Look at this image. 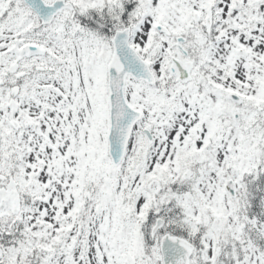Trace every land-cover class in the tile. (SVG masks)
<instances>
[{
    "label": "snow or ice",
    "instance_id": "snow-or-ice-1",
    "mask_svg": "<svg viewBox=\"0 0 264 264\" xmlns=\"http://www.w3.org/2000/svg\"><path fill=\"white\" fill-rule=\"evenodd\" d=\"M0 264H264V0H0Z\"/></svg>",
    "mask_w": 264,
    "mask_h": 264
}]
</instances>
